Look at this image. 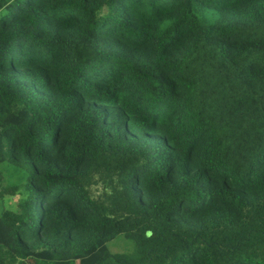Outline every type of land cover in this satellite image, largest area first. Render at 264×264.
<instances>
[{
    "label": "trees",
    "instance_id": "trees-1",
    "mask_svg": "<svg viewBox=\"0 0 264 264\" xmlns=\"http://www.w3.org/2000/svg\"><path fill=\"white\" fill-rule=\"evenodd\" d=\"M14 195L0 264H264V0H0Z\"/></svg>",
    "mask_w": 264,
    "mask_h": 264
},
{
    "label": "rangeland",
    "instance_id": "rangeland-1",
    "mask_svg": "<svg viewBox=\"0 0 264 264\" xmlns=\"http://www.w3.org/2000/svg\"><path fill=\"white\" fill-rule=\"evenodd\" d=\"M4 172L5 171L2 170V174L5 176L6 174ZM1 182H4V179H2ZM16 198H17V195H14L13 197L4 196L2 200H0V210L2 206H6L3 208L14 209V203H15ZM125 245H126L125 242L118 240L113 245H111L109 249L111 251H119V250H122Z\"/></svg>",
    "mask_w": 264,
    "mask_h": 264
}]
</instances>
